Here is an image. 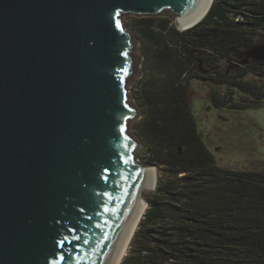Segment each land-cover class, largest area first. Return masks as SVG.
<instances>
[{
  "label": "water",
  "instance_id": "95a60500",
  "mask_svg": "<svg viewBox=\"0 0 264 264\" xmlns=\"http://www.w3.org/2000/svg\"><path fill=\"white\" fill-rule=\"evenodd\" d=\"M212 3L0 0V264L122 262L155 188L129 132L140 57L122 16L183 31Z\"/></svg>",
  "mask_w": 264,
  "mask_h": 264
},
{
  "label": "trees",
  "instance_id": "16d2710c",
  "mask_svg": "<svg viewBox=\"0 0 264 264\" xmlns=\"http://www.w3.org/2000/svg\"><path fill=\"white\" fill-rule=\"evenodd\" d=\"M134 20L145 51L134 96L141 149L163 176L145 197L121 264H264V171L216 164L196 131L187 92L191 80L205 79L225 87L209 90L216 107L262 105L264 64L246 51L263 43L264 0H213L202 21L183 31L167 18ZM246 73L261 79L245 80Z\"/></svg>",
  "mask_w": 264,
  "mask_h": 264
},
{
  "label": "rangeland",
  "instance_id": "374dc122",
  "mask_svg": "<svg viewBox=\"0 0 264 264\" xmlns=\"http://www.w3.org/2000/svg\"><path fill=\"white\" fill-rule=\"evenodd\" d=\"M146 18L151 19L149 17L136 18L129 15L122 16L124 27L132 33L137 41L138 36L135 33L136 21L134 19ZM262 44H264V40ZM253 50L249 49L246 51V56ZM144 53L145 51L141 49L138 41L133 54L136 57H140L136 63V69L140 72V76L132 78L127 87L129 93H131V99L138 108L139 106L134 96L137 91V80L141 78L143 72ZM221 64L224 67V63L221 62ZM262 68L264 72V65ZM244 79L253 81L260 80L261 76L246 73ZM209 90L223 92L225 87L210 85L209 81L205 79H193L189 82L187 88L190 111L195 122L196 131L204 147L221 168L236 171H264V102L261 106L244 109L216 107L209 99ZM242 96L235 91L233 93V100L240 102ZM139 111L141 114L140 109ZM139 122V118L133 120L129 124V132L142 145L141 125ZM136 158L141 164L152 168L153 181L156 186L158 177H162L163 173L160 171V168L147 163L149 156L146 148L141 149L140 146L136 152ZM153 190L154 188H151L149 191H146L144 197ZM130 242L131 239L126 248V254Z\"/></svg>",
  "mask_w": 264,
  "mask_h": 264
},
{
  "label": "flooded vegetation",
  "instance_id": "af4514ba",
  "mask_svg": "<svg viewBox=\"0 0 264 264\" xmlns=\"http://www.w3.org/2000/svg\"><path fill=\"white\" fill-rule=\"evenodd\" d=\"M262 48H264V44L259 45L258 47H256L253 51L249 52L247 54L248 58L252 61V62H259L264 64L263 61H258L256 60V58H258L260 56V52L259 50H261Z\"/></svg>",
  "mask_w": 264,
  "mask_h": 264
},
{
  "label": "bare ground",
  "instance_id": "6f19581e",
  "mask_svg": "<svg viewBox=\"0 0 264 264\" xmlns=\"http://www.w3.org/2000/svg\"><path fill=\"white\" fill-rule=\"evenodd\" d=\"M125 246H126V243H125ZM125 248H126V247H125ZM123 250H124V248H123ZM123 250H122V252H121L120 256L118 257V259H117V261H116L115 264H118V262L120 261V258L122 257V255H123V253H124Z\"/></svg>",
  "mask_w": 264,
  "mask_h": 264
}]
</instances>
